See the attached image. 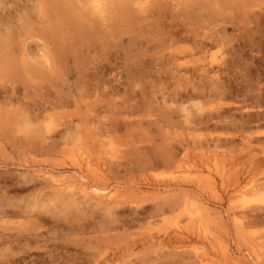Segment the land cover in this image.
Returning a JSON list of instances; mask_svg holds the SVG:
<instances>
[{
    "label": "rangeland",
    "instance_id": "374dc122",
    "mask_svg": "<svg viewBox=\"0 0 264 264\" xmlns=\"http://www.w3.org/2000/svg\"><path fill=\"white\" fill-rule=\"evenodd\" d=\"M0 264H264V0H0Z\"/></svg>",
    "mask_w": 264,
    "mask_h": 264
},
{
    "label": "bare ground",
    "instance_id": "6f19581e",
    "mask_svg": "<svg viewBox=\"0 0 264 264\" xmlns=\"http://www.w3.org/2000/svg\"><path fill=\"white\" fill-rule=\"evenodd\" d=\"M160 1V0H159ZM133 2V1H132ZM148 2V1H147ZM104 4V3H103ZM112 4V3H111ZM156 6V5H155ZM218 9V8H217ZM96 10V9H95ZM97 15V14H96ZM145 16V15H144ZM153 16V15H152ZM165 16V15H164ZM139 17V16H138ZM157 17V16H156ZM83 18V17H82ZM97 18V17H96ZM127 18V17H126ZM132 18V17H131ZM101 20V19H100ZM182 20V19H181ZM116 21V20H115ZM91 22V21H90ZM94 25V24H93ZM115 27V26H114ZM117 27V26H116ZM145 29V28H144ZM114 32V31H113ZM70 33V32H69ZM98 34V33H97ZM81 35V34H80ZM102 35V34H101ZM177 35V34H176ZM107 36V35H106ZM171 36H173V35H171ZM91 38V37H90ZM119 39V38H118ZM78 40V39H77ZM104 40V39H103ZM55 41V40H54ZM58 42V41H57ZM168 43V42H167ZM101 44V43H100ZM75 46V45H74ZM55 50V49H54ZM164 50V49H163ZM78 51V50H77ZM55 52H57V51H55ZM63 53V52H62ZM61 53V54H62ZM58 54V53H57ZM47 57V56H46ZM65 57V56H64ZM173 57V56H172ZM175 57V56H174ZM53 59L54 58H52V61H53ZM95 59V58H94ZM51 72H52V70H51ZM50 72V73H51ZM57 177V176H56ZM54 178V177H53ZM52 180V179H51ZM91 187V186H90ZM69 189V188H68ZM91 189V188H90ZM89 189V190H90ZM94 189V191H96V192H98V191H100V189H97V188H93ZM83 190V189H82ZM86 190H88V189H86ZM92 191V190H91ZM103 191V190H102ZM105 191V190H104ZM101 192V191H100ZM93 193V192H92ZM111 193V192H110ZM114 193V192H113ZM112 193V194H113ZM97 194H99V193H97ZM112 194H109V193H107L105 196L104 195H102L103 197H104V199L106 198V197H112V196H114V195H112ZM101 195V194H100ZM113 198V197H112ZM110 202V201H109ZM94 260V259H93ZM96 261L94 260V263H95Z\"/></svg>",
    "mask_w": 264,
    "mask_h": 264
}]
</instances>
